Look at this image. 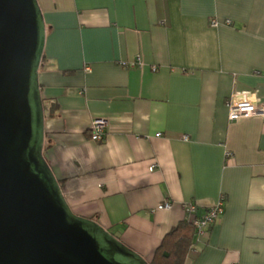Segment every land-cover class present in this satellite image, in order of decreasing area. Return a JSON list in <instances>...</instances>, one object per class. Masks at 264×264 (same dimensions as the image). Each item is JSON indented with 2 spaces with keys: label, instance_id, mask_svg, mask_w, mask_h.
<instances>
[{
  "label": "crops",
  "instance_id": "0c3cea01",
  "mask_svg": "<svg viewBox=\"0 0 264 264\" xmlns=\"http://www.w3.org/2000/svg\"><path fill=\"white\" fill-rule=\"evenodd\" d=\"M39 5L43 153L71 210L150 261L172 227L223 197L185 264H264V115L229 120L226 106L264 96V0ZM97 118L106 129L95 142ZM163 201L172 208L154 210Z\"/></svg>",
  "mask_w": 264,
  "mask_h": 264
},
{
  "label": "water",
  "instance_id": "95a60500",
  "mask_svg": "<svg viewBox=\"0 0 264 264\" xmlns=\"http://www.w3.org/2000/svg\"><path fill=\"white\" fill-rule=\"evenodd\" d=\"M38 0H0V264H150L76 215L43 153Z\"/></svg>",
  "mask_w": 264,
  "mask_h": 264
},
{
  "label": "built area",
  "instance_id": "2783aa9c",
  "mask_svg": "<svg viewBox=\"0 0 264 264\" xmlns=\"http://www.w3.org/2000/svg\"><path fill=\"white\" fill-rule=\"evenodd\" d=\"M212 25L215 22H211ZM229 23V20H227ZM226 106L228 109V119L229 120H238V119H246L250 117H262L264 115V96L261 91H252L248 93L242 94H233L226 100ZM106 129V121L97 118L93 120L91 124V135L90 139L92 141H101L104 137ZM155 136H161V132H157ZM183 140L187 139V136H182ZM226 155H230L229 152H226ZM156 164H151L149 166V171L154 170ZM183 210L186 214H196L197 206L193 202H186L182 204ZM172 208V202L163 201L158 203L154 210H169ZM224 212V198L221 197L216 204L206 210L199 216H195L192 219V224L195 226L197 232L203 233L207 232V229L213 226L220 218V216ZM234 264V263H230Z\"/></svg>",
  "mask_w": 264,
  "mask_h": 264
},
{
  "label": "trees",
  "instance_id": "16d2710c",
  "mask_svg": "<svg viewBox=\"0 0 264 264\" xmlns=\"http://www.w3.org/2000/svg\"><path fill=\"white\" fill-rule=\"evenodd\" d=\"M44 58L42 54L40 64ZM72 72H67L71 74ZM50 112L56 110V105H51ZM211 227L207 229V232ZM197 232L190 220H183L172 227L163 237L156 248L150 264H185L189 250L193 245V238Z\"/></svg>",
  "mask_w": 264,
  "mask_h": 264
},
{
  "label": "rangeland",
  "instance_id": "374dc122",
  "mask_svg": "<svg viewBox=\"0 0 264 264\" xmlns=\"http://www.w3.org/2000/svg\"><path fill=\"white\" fill-rule=\"evenodd\" d=\"M38 2H39V0H38Z\"/></svg>",
  "mask_w": 264,
  "mask_h": 264
}]
</instances>
